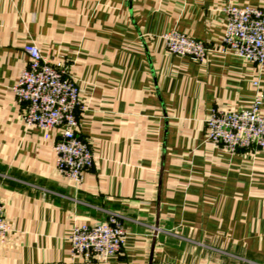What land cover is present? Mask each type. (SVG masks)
Listing matches in <instances>:
<instances>
[{
    "label": "crops",
    "instance_id": "obj_1",
    "mask_svg": "<svg viewBox=\"0 0 264 264\" xmlns=\"http://www.w3.org/2000/svg\"><path fill=\"white\" fill-rule=\"evenodd\" d=\"M230 4L264 10V0H0V198L11 230L0 264H264V149L231 155L206 139L212 111L249 109L257 81L264 91V66L218 52L195 62L161 38L178 31L217 50ZM27 44L79 88L78 133L94 155L80 185L57 169L61 130L24 124L13 88ZM108 213L124 217L122 252L72 259V229Z\"/></svg>",
    "mask_w": 264,
    "mask_h": 264
},
{
    "label": "built area",
    "instance_id": "obj_2",
    "mask_svg": "<svg viewBox=\"0 0 264 264\" xmlns=\"http://www.w3.org/2000/svg\"><path fill=\"white\" fill-rule=\"evenodd\" d=\"M227 24L217 50L178 31L161 38L171 54L204 62L211 52L232 55L259 67L264 66V10L227 5ZM24 53L28 66L13 88L17 101L25 106L23 121L27 128H38L45 136L60 129V139L54 146L57 169L76 185L94 163L90 145L78 133L76 110L80 105L79 88L68 76L65 64L46 61L41 50L27 44ZM256 93L251 107L242 111L214 110L206 120V139L224 152L235 155L240 151L264 149V91L255 82ZM124 217L108 213L104 222L76 225L70 234V251L74 260L86 263L108 262L123 250L127 231ZM10 227L4 218L0 198V245L5 244ZM156 234L164 233L154 228Z\"/></svg>",
    "mask_w": 264,
    "mask_h": 264
}]
</instances>
